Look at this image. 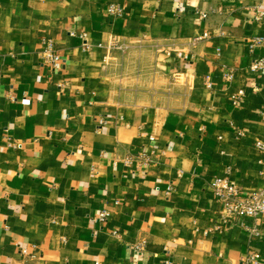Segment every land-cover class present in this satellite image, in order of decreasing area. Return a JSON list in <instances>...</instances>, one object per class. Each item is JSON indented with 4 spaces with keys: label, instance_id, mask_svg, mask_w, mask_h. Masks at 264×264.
<instances>
[{
    "label": "crops",
    "instance_id": "1",
    "mask_svg": "<svg viewBox=\"0 0 264 264\" xmlns=\"http://www.w3.org/2000/svg\"><path fill=\"white\" fill-rule=\"evenodd\" d=\"M257 6L0 0V264L33 243L36 264H264V218L258 234L221 222L211 194L227 166L240 193L264 188Z\"/></svg>",
    "mask_w": 264,
    "mask_h": 264
},
{
    "label": "built area",
    "instance_id": "2",
    "mask_svg": "<svg viewBox=\"0 0 264 264\" xmlns=\"http://www.w3.org/2000/svg\"><path fill=\"white\" fill-rule=\"evenodd\" d=\"M106 11L109 15L118 17L122 14V9L117 3H109L106 7ZM264 19V7L257 6L255 13L252 16V20L261 21ZM70 34L73 32L70 31ZM261 40L260 37L252 38L249 42V47L253 48ZM40 58L41 62L47 64L51 69H57L63 66L64 57L56 47V43L51 38H41L40 40ZM249 68L264 72V55H261L249 62ZM1 76V72H0ZM227 78H230V74H226ZM243 95V89H239L233 96V102L236 103ZM97 126L105 124V120L102 117L96 118ZM151 139L152 136H149ZM10 145L14 147L20 146L16 142H10ZM255 146L259 150L264 149V142L257 141ZM143 158L147 159V155L142 153ZM225 173H230L232 169L227 166ZM224 176L216 177L211 185V194L215 200L221 204V222L238 223L252 233H259L261 230L263 218H264V188L255 190L247 194L240 193L239 189L228 178V174ZM171 185L168 186V189ZM97 219L104 221L107 218V212L105 209L97 212ZM215 229H220L216 223ZM134 252L140 256L144 250V243L137 242L134 244ZM41 251L37 244L30 245H18L17 256L14 258L13 264H36L37 257H39ZM258 254L249 252L244 262H257Z\"/></svg>",
    "mask_w": 264,
    "mask_h": 264
}]
</instances>
